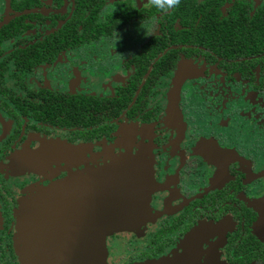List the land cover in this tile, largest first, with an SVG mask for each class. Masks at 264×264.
I'll return each mask as SVG.
<instances>
[{
	"label": "flooded vegetation",
	"instance_id": "af4514ba",
	"mask_svg": "<svg viewBox=\"0 0 264 264\" xmlns=\"http://www.w3.org/2000/svg\"><path fill=\"white\" fill-rule=\"evenodd\" d=\"M141 143L144 215L105 264H264V0H0V264L28 185Z\"/></svg>",
	"mask_w": 264,
	"mask_h": 264
},
{
	"label": "water",
	"instance_id": "95a60500",
	"mask_svg": "<svg viewBox=\"0 0 264 264\" xmlns=\"http://www.w3.org/2000/svg\"><path fill=\"white\" fill-rule=\"evenodd\" d=\"M146 166L144 158L127 153L30 185L13 211L18 264H104L103 236L143 208L150 190ZM253 232L264 239V205Z\"/></svg>",
	"mask_w": 264,
	"mask_h": 264
},
{
	"label": "clouds",
	"instance_id": "9594fccd",
	"mask_svg": "<svg viewBox=\"0 0 264 264\" xmlns=\"http://www.w3.org/2000/svg\"><path fill=\"white\" fill-rule=\"evenodd\" d=\"M180 4V0H143V6L148 8L157 9L160 13H167L170 10H174ZM143 28V22L141 24ZM144 29V28H143ZM145 35H152L155 34L156 25L153 23L152 29H144ZM114 43L119 39V34L117 32L114 33Z\"/></svg>",
	"mask_w": 264,
	"mask_h": 264
},
{
	"label": "rangeland",
	"instance_id": "374dc122",
	"mask_svg": "<svg viewBox=\"0 0 264 264\" xmlns=\"http://www.w3.org/2000/svg\"><path fill=\"white\" fill-rule=\"evenodd\" d=\"M26 82L28 83V84H30L31 86H35V83H32L31 82V78H29L28 80H26ZM170 100L168 99V102H169ZM121 135V134H120ZM123 135H126V134H123ZM123 138V136H121V139ZM147 145H148V143H145V145H142V143L140 144V146H139V149L137 150V152H136V154H134L136 157H142V158H144V156H145V154H144V150H143V147L144 146H146L147 147ZM93 154L92 155H90L89 156V158H93ZM146 169H147V171H148V175H149V179H151V174H150V170H149V167L148 166H146L145 167ZM150 181V180H149ZM43 185V184H42ZM30 185H28L26 188H25V190L24 191H26L27 190V188L29 187ZM149 193H150V190L148 191V195H146V198L141 202L142 203V205H143V207H144V203H146V200H147V198H148V196H149ZM24 195V194H23ZM23 195H21V196H23ZM134 197V196H133ZM131 201H134V198H133V200H131ZM134 203V202H133ZM135 204V203H134ZM135 208V207H134ZM137 212H138V214H137ZM144 211H143V208H142V210L140 209V210H132V214L136 217V215H139V216H143L144 215V213H143ZM129 214V213H128ZM139 222H140V219H139ZM11 240H12V237H11Z\"/></svg>",
	"mask_w": 264,
	"mask_h": 264
},
{
	"label": "crops",
	"instance_id": "0c3cea01",
	"mask_svg": "<svg viewBox=\"0 0 264 264\" xmlns=\"http://www.w3.org/2000/svg\"><path fill=\"white\" fill-rule=\"evenodd\" d=\"M115 231V230H114ZM112 232V231H111ZM111 232H109V233H111ZM106 234H108V233H106ZM105 234V235H106ZM104 235V236H105ZM104 236H103V248H104ZM15 253V252H14ZM105 253H106V250H105V248H104V264H105ZM16 255V254H15ZM16 258H17V256H16ZM17 263H18V261H17Z\"/></svg>",
	"mask_w": 264,
	"mask_h": 264
}]
</instances>
